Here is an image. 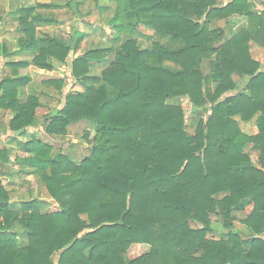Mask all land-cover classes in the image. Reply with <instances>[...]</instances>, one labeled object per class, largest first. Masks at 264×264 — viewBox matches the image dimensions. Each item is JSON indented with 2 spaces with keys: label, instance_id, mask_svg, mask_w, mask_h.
<instances>
[{
  "label": "trees",
  "instance_id": "obj_1",
  "mask_svg": "<svg viewBox=\"0 0 264 264\" xmlns=\"http://www.w3.org/2000/svg\"><path fill=\"white\" fill-rule=\"evenodd\" d=\"M116 1L119 33L131 35L143 24L169 42L141 49L117 33V48L89 49L72 61V76L84 90L68 92L64 107L44 116L45 131L65 134L71 124L87 121L96 131L92 152L74 162L62 153L52 156L48 142L24 144L28 155L17 160L34 169L57 207L42 212L43 200L33 199L13 208L0 186V264H264V71L250 52L252 43L264 48V11L251 0L224 6L218 0ZM35 8L16 10L19 46L35 53L36 66L51 70L52 59L67 62L84 35L38 37L37 23L56 20ZM235 14L249 19L238 34L211 29V21ZM2 21L0 13V33ZM7 49L0 44V54ZM109 53L111 66L91 74ZM7 65L17 70L26 62ZM2 73L0 106L14 112L9 128L22 135L41 102L21 96L29 77ZM44 83L66 86L62 78ZM175 97H188L192 114L207 113L194 133L184 108L169 103ZM236 116H258L259 133L245 134ZM249 145L259 153L257 164ZM9 152L0 150V160L9 161ZM241 205L252 207L244 220L249 236L233 227ZM218 209L228 232L217 238L210 215ZM134 244H148L150 251L128 258Z\"/></svg>",
  "mask_w": 264,
  "mask_h": 264
},
{
  "label": "rangeland",
  "instance_id": "obj_2",
  "mask_svg": "<svg viewBox=\"0 0 264 264\" xmlns=\"http://www.w3.org/2000/svg\"><path fill=\"white\" fill-rule=\"evenodd\" d=\"M230 0H218L219 6H224ZM40 4H50L49 7L38 6ZM251 4L258 12L264 11V0H251ZM35 6L39 14L45 18H52L56 20L53 23H42L37 27L38 37L45 38L47 36L59 37L61 39L68 38L75 30L83 31L85 40L82 42L79 50L76 53L84 54L87 50L93 48H117L118 44L114 38L118 33V36L122 38V42L130 36L137 41L141 49H151L153 42L160 41L164 44H168V40L161 38L154 31L149 30L145 25L139 24L136 31L130 35L127 30L119 33L115 28L117 24L115 20V12L117 10L116 0H97L94 1H82V0H0V13L3 17V28L0 33V41H4L6 46L11 51L18 49L19 45L17 40L19 33L16 29L18 27V15L16 10L20 7ZM76 13H79V18H76ZM74 17V21L67 24V18ZM63 22L58 25V21ZM76 20V21H75ZM62 25V26H61ZM249 19L242 17L241 15H232L228 19L213 20L210 23L211 29L222 28L225 31L224 36L235 35L240 31L248 27ZM72 33H68V32ZM81 31V32H82ZM258 46V45H257ZM263 49L262 47L258 46ZM75 54V53H74ZM73 55V54H70ZM69 55L70 69H71V57ZM21 58L31 59L27 54ZM114 60V53H109L107 60L102 63L94 64L91 67V74H101V72L110 67ZM66 62H60L55 60L54 73L48 74L47 72L42 75H34L35 79L30 84L27 83L21 92L22 98H27L32 93H36L41 90L43 98V105L45 108L39 109V115L36 122L33 124V128L29 131V139L16 138L12 143V147L9 149V161L4 162L0 160V186L3 187L9 194L13 208H20L22 201H30L33 199L43 200L41 205L42 212L55 209L57 203L50 196L46 189L45 184L35 174L33 168H27L17 160V157H25L28 155L24 148L26 142H30L31 138L48 142L52 146V156L57 154L67 155L74 162H81L92 152V140L96 135L94 128L90 126L87 121H80L71 124L65 134L50 135L45 130L44 115L50 113L52 110L61 109L65 105V95L68 92H74L76 90H84L79 81L72 76V71L62 68ZM203 72L209 73V61L206 60L202 64ZM69 72V73H68ZM69 74V75H67ZM50 78L59 79L62 78L65 81L66 87L62 90L56 89L55 86H47L44 81ZM214 86V85H213ZM40 93V91L38 92ZM50 98V99H49ZM169 103L181 105L185 110L187 130L190 133H194L195 129L203 117H207V113L199 112L192 114V104L188 97H175L170 98ZM86 131H89V137L86 136ZM36 134V135H35ZM246 151L250 152L253 161L257 164L259 159V153L253 150V147L249 145ZM2 162V163H1ZM5 184V185H4ZM225 194H219L217 197L222 198ZM252 210L251 206L241 205L233 211V227L240 230L242 235L249 236L251 231L245 225L244 220ZM86 218V217H85ZM211 227L218 235L226 234L228 228L225 226L222 219V212L218 209L210 215ZM192 225H195L192 224ZM198 225V224H197ZM22 241V236L18 239ZM150 251V245L148 244H134L127 252L128 258H137ZM57 259V254L54 256Z\"/></svg>",
  "mask_w": 264,
  "mask_h": 264
},
{
  "label": "crops",
  "instance_id": "obj_3",
  "mask_svg": "<svg viewBox=\"0 0 264 264\" xmlns=\"http://www.w3.org/2000/svg\"><path fill=\"white\" fill-rule=\"evenodd\" d=\"M48 5H50V4H48ZM35 13H39L36 8H35ZM66 21H67V24H69V23L71 24L74 21V17H70V19L67 18ZM62 22H63L62 20H59L58 21V25L61 24ZM41 24L42 23H37L36 26L38 27ZM1 26L3 28V22H1ZM20 28H21V24H20V20H19V17H18V27H16V29L14 31H16V30L18 31ZM81 31H80V33H82L84 35L83 36V40H82V42H83L85 40V35L86 34L83 31L82 32ZM68 33H72V32L69 31ZM21 36L22 35H19V37H18V40H17V44L18 45H19V39H20ZM47 37H50V36H47ZM1 43H5V42L2 40V41H0V44ZM98 48H101V47H98ZM250 52H251L252 58L255 59L256 61L260 62L261 70L264 71V50L259 48L257 46V44L252 43ZM27 54L31 57V59L28 60V59H25V58L24 59L21 58V57H23L24 55H27ZM71 54H73V55H70V57L72 58L71 61H73L74 59L78 58L81 55L79 52L78 53L75 52V54H74V52H72ZM34 56H35V53H33L31 51H27V50H22V49H20V46L18 47L17 50H15V52L11 51L10 49H7L6 53H1L0 54V68L3 71L1 77L12 76V75H14L13 72H16V74H17L16 76L29 77L30 81L28 83L31 84L34 81V79H35V77H34L35 74L37 76V75H42L45 72H47L48 74L54 73L55 66H56V65H54L55 64V60L54 59H52L53 68L51 70H46V69H43V68H40V67L36 66L33 63ZM68 61H70V60H68ZM10 62H16V63L26 62V65H19V68H17V70H15L16 69L15 67H17V66H14V68H13V67H10V66L7 65ZM68 66H70V64H69V62L68 63L66 62L64 64V67L62 68V70L63 71H65V70H70L71 71L70 67H68ZM206 74H208V73H206ZM67 75H69V74H67ZM233 78H234V80L237 81V80L240 79V76L237 75V74H234ZM246 83H247L246 80L243 79L242 80V85L243 84L245 85ZM24 87L25 86L20 88V93L23 91ZM39 91H40V93H38ZM39 91H37L36 93H32L31 94V95L38 96L39 99H40V102H41V106H39L36 109V111H35L36 113H35V121H34V123L36 122V119L41 116V115H39V109L45 108V106L43 105V98L40 97L42 95V92H41V90H39ZM76 91H82V90H76ZM1 94H2V92L0 91V96H1ZM47 114H49V113H47ZM47 114H45L44 116H46ZM13 115H14V112L11 109H4V108H2L0 106V150L1 151H3L4 149H8V148L12 147L11 145H12V143H14L13 141L16 138L29 139V138H27V136H30V132L29 131L34 126V125H31L30 127H28L26 132L24 134H22V135L16 133L15 131H12L9 128V122H10L11 118L13 117ZM257 118H258V116H255L253 119H251L249 121H244V120L241 119L240 116H236V119L239 122L241 130L245 134H247L249 136H254V135H257L259 133V128H258V125H257ZM33 137L36 138L35 136H33ZM34 138H31V139H34ZM25 166H27V165H25ZM27 168H30V167L27 166Z\"/></svg>",
  "mask_w": 264,
  "mask_h": 264
}]
</instances>
